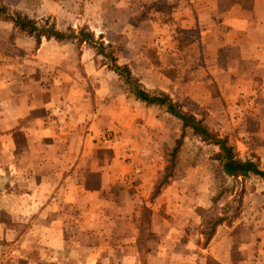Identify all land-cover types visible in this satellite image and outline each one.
I'll return each instance as SVG.
<instances>
[{
    "label": "rangeland",
    "instance_id": "rangeland-1",
    "mask_svg": "<svg viewBox=\"0 0 264 264\" xmlns=\"http://www.w3.org/2000/svg\"><path fill=\"white\" fill-rule=\"evenodd\" d=\"M114 2L115 0L110 1L111 5L103 9L102 15V12L94 14L93 23L82 22L57 28L56 21L50 17L37 19L14 9L7 0H0V5H6L11 12H18L34 20L39 27L54 26L57 31L75 34L74 37L63 41L47 39L43 35L38 42L35 36L16 29L13 24L0 18V35L6 36L8 32L1 28V24L5 23L11 26L14 35L11 39L13 43L8 40L4 48L0 46L1 50L5 49L4 55L15 67L14 75H18L14 77V94L24 92L33 100H37L32 105L35 107L38 104L40 112L41 102H49L46 111L43 109L44 124L49 129H46V134L41 135L40 139L32 140L33 143L41 145V158L58 162L64 158L62 149L70 141L79 144L87 143L92 154L87 151L82 157L81 152L79 159L82 158L81 164L86 167H79V174L81 170H89L90 164H93L94 172H88L87 180L90 186L97 187L103 167L110 165L118 153L125 165L131 164L134 161L133 143L135 140L147 138L153 140L150 143L156 142L157 145H153L157 147L153 148V155L150 148V159L147 161L146 170H152L154 173L152 177L158 174V179L167 165L168 155L181 136V121L167 114L165 107L148 106L136 100L124 80L113 73L107 58L98 54L93 45L79 42L80 32L85 31L93 35L96 43L104 44L107 50L114 54L120 66H127L147 92L169 96L186 111L203 119L204 125L211 131L218 133L221 137L229 138L241 160H257L261 167H264V159L252 151L255 144L264 141V104H261L259 108L263 113H258L259 111H254L252 106L255 104L251 99L249 100V96L246 97V93H242L240 97L233 100L237 93L232 94L231 90L234 88L230 87L231 84L241 86L249 84L247 81L251 79V73L246 72V65H243L244 72L236 77L214 69L213 56L205 51L206 48L202 44L197 28L176 27L165 21L162 27L168 25V31L158 35L169 36L168 42L165 41L167 38H164L158 43V51H156L154 49L156 39L152 41L155 31L151 29V24L143 22L142 27L138 28L139 24L136 20L131 22L133 18L131 13L127 9L118 8L116 4L119 2L113 5ZM128 2L133 4L132 1ZM140 9L145 13L144 18L147 16L146 19H148L149 8L143 6ZM23 38L29 40L26 41L27 45L25 41L22 44ZM158 39L161 40V38ZM9 44H15L14 49H10ZM16 45L18 50H15ZM21 46L28 47L29 57L26 61H24L25 58L24 60L20 58ZM39 46L40 49L42 48L40 55L37 53ZM27 61H29L28 69L22 71L21 66ZM242 63L246 64V61ZM22 72H24V80L19 78V76L22 77ZM27 74L29 78H25ZM203 82L206 85H202ZM238 87L240 90L247 89ZM8 91L4 85L0 84L1 95L7 94ZM100 103L103 106V113L108 117L104 122L100 121L101 115H98L99 111L101 112V105H98ZM150 110H152L151 113H149ZM118 113L121 116L119 119ZM24 123L14 122L15 128L19 130L18 135H15V143L19 147L27 143L24 132L20 131ZM147 128L148 135L144 131ZM61 130L66 134L60 135ZM218 152L219 147L203 142L192 129H187L177 158L175 177L171 183L179 184V187L174 190L190 194L188 202L191 210L186 211L187 209L181 207L184 201H175L174 210L171 213L175 216L177 224H174L176 229L172 232L167 247H165V241L161 246L154 234L153 238L151 234L149 238V243L152 245L147 247L145 244H138L135 233H132L127 243L121 245L122 235H119L114 237L120 240L119 243L113 242L107 250L106 247L103 249L118 257H129L131 261L140 253L145 264H177L188 252L193 253L191 257L198 260V264H214L209 256L212 241L204 247L205 240L201 235V228L208 217L216 214L223 216L224 209L231 221L223 224L225 227L221 229L222 237L229 236L232 231L237 242L261 240L264 245V182L255 176L242 181V179L236 180L220 175V163L215 158ZM0 163L5 171L7 164L1 160ZM155 163L158 164L155 166ZM43 171L45 174L48 173V170ZM129 172L120 183L107 187L100 194V198L103 195L113 202L112 205L105 207L107 217L102 224L103 230L99 228V231L107 232L102 235L103 237L113 238L110 232L116 234L131 232L133 218L126 215L122 206L126 202L130 203L128 208L132 213L142 214L141 219L145 224L151 222V226L160 223L166 214L164 204L160 206L157 203L147 209L145 193L148 188L136 179L139 171L131 173L130 169ZM187 175H192L190 182L183 181ZM222 188L225 193L217 202H214ZM213 193L214 195H211ZM207 194L209 198L205 199ZM20 195L19 193L18 198L14 200L12 215L2 216V222L7 223L8 231H0V264H28L37 257L55 255L47 252L37 229L29 228L31 227L29 220L31 209L27 207L31 206V202ZM95 206H100L99 201L95 203ZM137 214L130 215L134 217ZM178 224L183 227L188 224L191 226L189 230L180 232L177 228ZM138 226L140 228V225ZM132 230L134 232L133 228ZM179 233H182L183 237ZM190 233L196 243L198 242V246L207 250V253H203L198 248L193 250L187 248L189 244H186V240L191 238ZM100 234L99 232V236ZM143 234L144 231L141 235ZM66 235L69 243L73 241L75 243H73V251H79L76 246L89 239L79 227L66 231ZM146 236H148L147 233L142 238L145 240ZM103 237L98 239L94 236L93 242L102 245ZM143 242L147 243L148 240ZM192 246L196 247L197 244ZM96 249L99 248L96 246ZM262 252L261 256L264 257V248ZM240 253L235 252L238 260L242 258ZM76 254L79 258L81 257L80 251L74 253L75 256ZM254 260L255 264H264V260Z\"/></svg>",
    "mask_w": 264,
    "mask_h": 264
},
{
    "label": "crops",
    "instance_id": "crops-1",
    "mask_svg": "<svg viewBox=\"0 0 264 264\" xmlns=\"http://www.w3.org/2000/svg\"><path fill=\"white\" fill-rule=\"evenodd\" d=\"M7 1L14 9L25 12L37 19L48 17L54 19L57 23V28L82 22L93 23V15L101 12L102 15L103 9L111 5V0ZM128 1H132L133 4ZM115 4L118 8L127 9L131 13L130 15L133 17L131 22L136 20L139 24L138 28L142 27L143 22L151 24V29L155 31L152 41L154 42L156 39V48H154L156 51H158V43L160 41L167 38L165 41L168 42L169 36L158 35V33L168 31V25H165L164 28L162 27L164 21L170 25H176V27L197 28L202 44L206 48L205 51L213 56L212 64L214 69L232 77L243 73L245 69L246 72L249 71L251 73V79L247 81L249 84H243L242 86L240 84L230 85V87L234 88H231L232 94L237 93L233 100L240 97L242 93H246V97L249 96V100L251 99L252 103L255 104L252 106L254 111L263 113L259 108L261 104H264V0H115L113 5ZM143 6L150 10L148 19H146L147 16L144 18L143 14L145 13L140 9ZM1 25V28L8 31L6 36L0 35V46L4 48L6 41L11 40L14 35L11 31V26L6 23ZM158 38H161V40ZM24 41L26 43L29 40L23 38L22 44ZM14 45L9 44V48L14 49ZM20 49V58L23 60L25 58L24 61H26L29 57L28 47L24 48L21 46ZM15 50H18V45L15 46ZM41 51L42 48L40 49L39 46L37 53L40 55ZM4 53L5 49H0V84L4 85L6 90L8 89L9 91L5 95L0 94V160L7 164V168L4 171L0 163V231H8L6 228L7 223L2 222V216L12 215L14 200L18 198L20 193V196L26 197L31 202L32 207H27V209H31L29 210V220L31 222V227L29 228L31 230L37 229V233L41 234V242L47 248V252L55 254L54 256L44 255L37 257L35 260L29 261L28 264H46L50 262L54 264H145L140 253L131 261L129 257H118V255L109 251L106 252V250L111 247V243L120 242L114 237L122 235L121 245H123L127 243L126 241H128V237L132 233H135L138 244H145L147 247L152 245V243H149L151 234V238L155 235L161 246H163L165 241V247H167L172 232L176 229L174 224H177L175 216L171 213L174 210L175 201H184L181 207L187 209L186 211L191 210L188 202L190 194L185 191L174 190L179 187L178 183L169 184L156 199L151 201V194L158 174L152 177L154 173H152V170L147 171L146 167H148L147 161L150 159V148L153 155V148L157 147L153 144H156V142L150 143L153 140H148L147 138L139 141L135 140L132 153L134 161L129 165H125L124 160L118 153L110 165L103 167L100 171V181L97 187L90 186L87 180L88 172H94L93 164H90L91 168L89 170H81L79 174V167H86V165L81 164L82 158L79 159L81 152L82 157L85 156L87 151L91 153L87 143L79 144L70 141L62 149L65 154L64 158L58 162L48 158L42 159L41 145L33 143L32 140L40 139L41 135L46 134V129H49L44 124V111H46V106L47 104L49 105V102H41L40 112L38 104L35 107L32 105L37 100H33L24 92L14 94V77L18 75H14L15 67L11 61H8ZM242 61H246V64H243ZM27 63L29 61L21 66L22 71L28 69ZM243 65H246L245 69H243ZM19 78L24 80V72H22V77L19 76ZM25 78H29V74ZM201 84L204 85L205 82ZM238 86L246 87L247 89L240 90ZM98 105H101V112L99 111L98 114L99 116L101 115L100 121L104 122L108 117L102 111V103ZM43 109L45 110L43 111ZM167 114L169 113L167 112ZM169 115L172 116L171 114ZM117 117L118 119L119 117L121 118L119 113ZM172 117L174 118V116ZM20 121L25 122L23 129H20V131H23L27 138V143L22 147L17 146L15 143V135H18L19 130L15 128L14 122L19 123ZM147 130L148 128L144 131L146 132ZM61 134H66V132L61 130ZM252 151L264 159V141L255 144ZM157 164L155 163L154 165L156 166ZM130 169L131 173L139 171L136 179L148 188L145 193L147 209L157 203L160 206L164 204L166 214L162 217L160 223L158 222L151 226V222H148L149 225L148 223L145 224L144 220L141 219L143 215L139 212H133L138 213L134 216L137 218H134L132 216L133 213L128 208L130 203L126 202L122 206L126 215L133 218V223L130 222L132 224L130 227L131 232L128 234L110 232V236H113V238L103 237L102 235L107 232L103 233V231H99V228L103 230L102 224L107 217L105 207L112 205L113 202L111 199L108 200L103 197V195L100 198V194L107 187L120 183L125 175L130 173ZM43 170H48V173H43ZM83 172L84 175H82ZM191 176L187 175L183 181L190 182ZM211 195H214V193ZM206 198H209L208 194L207 197L205 195ZM98 201L102 208L95 206ZM197 205L201 206L202 204ZM149 216L151 221L150 213ZM108 217L112 218V216ZM138 225H140V228ZM190 226L188 224V226L183 227L178 224L177 228L182 232L185 229L189 230ZM76 227L86 233V238L89 237L88 240L76 246L81 252L80 258L78 254L74 255L75 252H79L73 251L74 241L71 239L73 242L69 243L66 235V231L73 230ZM223 227L225 225H221L218 228L210 245L209 256H211L210 258L214 264H255L254 259L264 260V257L261 256L264 248L261 240L237 242L232 231L229 236L225 235L222 237L223 232L221 229ZM191 229H194V227H191ZM142 231H144V234H148L145 240L142 238L144 236V234L143 236L141 235ZM166 231L167 233H164ZM99 232L101 233L100 236ZM190 234L191 238L189 237L186 240V244H189L187 248L192 250L198 248L203 253H207V250H203L198 246V242L196 243L192 233ZM179 235L182 236L183 234L179 233ZM94 236L98 239L103 237L104 243L99 245L93 242ZM186 236L188 237L189 235ZM146 240H148L147 243L143 242ZM96 246L99 249L95 250ZM105 247L106 250L103 249ZM237 251L238 253L241 252L240 255L242 256L239 260L237 255H235ZM251 253H255V255H251ZM192 255L193 253L189 252L187 255H183L177 264H198L199 261L194 260L191 257Z\"/></svg>",
    "mask_w": 264,
    "mask_h": 264
},
{
    "label": "trees",
    "instance_id": "trees-1",
    "mask_svg": "<svg viewBox=\"0 0 264 264\" xmlns=\"http://www.w3.org/2000/svg\"><path fill=\"white\" fill-rule=\"evenodd\" d=\"M10 22L13 26L26 32L30 36H35L38 42L41 41L44 35L47 39H55L63 41L74 37V32L67 34L65 32L57 31L54 26L45 28V26L39 27L37 23L18 12H11L6 5H0V18ZM79 42L89 43L93 45L98 51V54L107 58L111 69L119 75L125 82L127 88L131 94L142 103L148 106L160 105L165 107L167 112L177 118L182 123L181 136L176 141V145L172 152L167 157V165L163 170L160 177L154 184L151 194V201L156 199L167 187L175 177V169L177 166V158L185 138L187 129H192L195 135H197L203 142L219 147V152L215 156L216 160L220 163V175L227 178H234L239 180H247L251 176L259 177L264 182V167H261L256 160L248 159L241 160L237 152L236 147L230 143L229 138L221 137L218 133L211 131L204 125L203 119L195 117L193 114L186 111L177 102H174L169 96L157 95L149 93L142 87L139 81L132 75L131 70L127 66H120L117 63V59L112 52H109L104 44H99L94 41V37L85 31H81L78 38ZM225 193L223 188L221 192L215 197L214 202H217L219 198ZM224 214H216L208 217L202 225L201 235L204 237V247H207L217 233V229L230 222L231 219L227 216V211L224 209Z\"/></svg>",
    "mask_w": 264,
    "mask_h": 264
}]
</instances>
